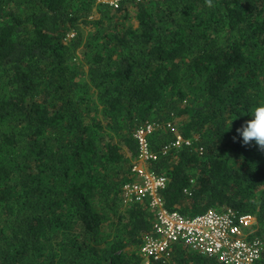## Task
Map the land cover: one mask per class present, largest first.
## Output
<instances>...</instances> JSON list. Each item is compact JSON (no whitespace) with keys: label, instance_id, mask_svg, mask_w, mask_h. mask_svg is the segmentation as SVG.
<instances>
[{"label":"trees","instance_id":"trees-1","mask_svg":"<svg viewBox=\"0 0 264 264\" xmlns=\"http://www.w3.org/2000/svg\"><path fill=\"white\" fill-rule=\"evenodd\" d=\"M211 4L0 0V264H144L155 212L124 187L148 120L165 207L254 214L264 239V152L236 131L264 102V0Z\"/></svg>","mask_w":264,"mask_h":264},{"label":"built area","instance_id":"built-area-1","mask_svg":"<svg viewBox=\"0 0 264 264\" xmlns=\"http://www.w3.org/2000/svg\"><path fill=\"white\" fill-rule=\"evenodd\" d=\"M123 1L100 0L115 8ZM162 126L159 122L148 120L137 128L134 137L139 151L132 168L137 179L124 187L126 202L148 201L155 212L153 228L145 235L140 249L144 264L169 263L177 245L215 259L220 264H264V239L257 234L255 215L227 208L188 216L165 207L161 191L167 186V177L147 168L148 163L157 159L149 138ZM167 127L171 128L172 123H168ZM192 143V138L176 133L175 138L165 144L163 153Z\"/></svg>","mask_w":264,"mask_h":264},{"label":"clouds","instance_id":"clouds-1","mask_svg":"<svg viewBox=\"0 0 264 264\" xmlns=\"http://www.w3.org/2000/svg\"><path fill=\"white\" fill-rule=\"evenodd\" d=\"M207 3L209 7L212 6L211 0H207ZM248 116L250 118L245 120L236 131L244 145L255 144L260 151L264 152V102L255 106Z\"/></svg>","mask_w":264,"mask_h":264},{"label":"crops","instance_id":"crops-1","mask_svg":"<svg viewBox=\"0 0 264 264\" xmlns=\"http://www.w3.org/2000/svg\"><path fill=\"white\" fill-rule=\"evenodd\" d=\"M132 203H135V202H132Z\"/></svg>","mask_w":264,"mask_h":264}]
</instances>
